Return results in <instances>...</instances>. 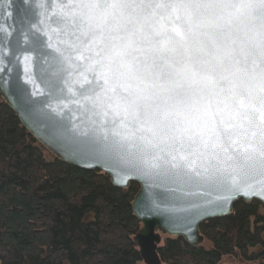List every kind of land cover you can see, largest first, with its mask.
<instances>
[{
	"label": "water",
	"instance_id": "95a60500",
	"mask_svg": "<svg viewBox=\"0 0 264 264\" xmlns=\"http://www.w3.org/2000/svg\"><path fill=\"white\" fill-rule=\"evenodd\" d=\"M81 2L0 0V93L28 133L57 160L85 171L100 170L122 190H127L131 183L139 185L132 203L134 215L141 223L135 244L145 264H162L157 254L162 234L182 238L189 246L198 248L204 243L200 232L203 223L230 216L238 201H258L264 206V171H251L247 177L238 178L236 187L227 190L195 179L162 180L155 173L138 170L136 144L142 134L124 140L122 136L129 129L135 131V125L118 127L120 117L115 115L114 108H107L106 116L100 115L92 101L84 99L94 97L99 88L96 74L83 66L103 56L101 49L106 51L109 43L119 45L121 33L112 31L110 35L115 39L111 40L106 33L93 51L76 59L82 42H87V37L71 22V14L77 12L75 6ZM204 15L213 19L223 17L220 24L228 20L219 9L208 10ZM255 24L258 26L259 21ZM251 27L252 22L246 17L234 20L232 36L238 34L237 29ZM206 31L214 34L222 49L230 44L215 29L198 27L194 21L192 34L183 45L175 46V52L142 51L134 55L140 58V67L147 76L170 71L169 64L190 62L200 66L209 61L203 66L213 68L214 78L224 87L229 81L238 83L243 73H237V68L252 66L248 48L239 41L231 44V63L225 59L218 64L206 54L212 50L208 37L203 35ZM224 32L226 36L227 29ZM162 147L164 152L160 155L164 158H171L168 152L178 155L176 148L167 144ZM248 185L253 186L251 191ZM245 191H249L247 196Z\"/></svg>",
	"mask_w": 264,
	"mask_h": 264
},
{
	"label": "snow or ice",
	"instance_id": "6c2138e0",
	"mask_svg": "<svg viewBox=\"0 0 264 264\" xmlns=\"http://www.w3.org/2000/svg\"><path fill=\"white\" fill-rule=\"evenodd\" d=\"M75 7L78 15L73 12L71 22L87 37L76 59L93 51L106 33L109 40L115 39L112 31L121 33L119 45L109 43L106 51L101 49L103 56L83 66L96 74L99 88L94 97L84 99L100 115L114 108L118 127L135 125L124 140L142 134L136 144L138 170L162 180L195 179L227 190L251 171H264V0H82ZM212 9L226 14L225 24L218 22L223 17L204 15ZM241 17L252 27L237 29L232 36L233 21ZM194 21L230 40L222 49L212 32L203 33L212 46L206 54L218 64L225 59L231 63V44L239 41L248 48L252 66L237 68L243 73L238 83L229 81L224 87L214 78V69L203 66L209 61L200 66L169 64L170 71L152 76L142 71L134 53L175 52L192 34ZM164 144L176 148L178 155L161 156ZM252 187L248 185L249 191Z\"/></svg>",
	"mask_w": 264,
	"mask_h": 264
},
{
	"label": "trees",
	"instance_id": "16d2710c",
	"mask_svg": "<svg viewBox=\"0 0 264 264\" xmlns=\"http://www.w3.org/2000/svg\"><path fill=\"white\" fill-rule=\"evenodd\" d=\"M139 189L54 158L0 93V264H145L132 208ZM200 232L198 248L167 236L157 250L162 264H264L260 202L238 201Z\"/></svg>",
	"mask_w": 264,
	"mask_h": 264
},
{
	"label": "rangeland",
	"instance_id": "374dc122",
	"mask_svg": "<svg viewBox=\"0 0 264 264\" xmlns=\"http://www.w3.org/2000/svg\"><path fill=\"white\" fill-rule=\"evenodd\" d=\"M167 236L166 235H162V240L163 242L166 240ZM206 246H208V243H205Z\"/></svg>",
	"mask_w": 264,
	"mask_h": 264
}]
</instances>
